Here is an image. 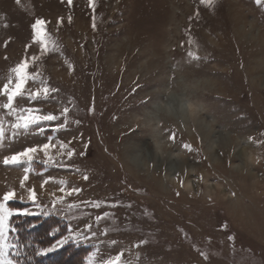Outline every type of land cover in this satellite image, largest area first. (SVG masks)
<instances>
[{
  "label": "rangeland",
  "instance_id": "rangeland-1",
  "mask_svg": "<svg viewBox=\"0 0 264 264\" xmlns=\"http://www.w3.org/2000/svg\"><path fill=\"white\" fill-rule=\"evenodd\" d=\"M26 59L12 108L0 93V203L58 236L28 261L264 264V0H0V89ZM23 110L57 118L16 128Z\"/></svg>",
  "mask_w": 264,
  "mask_h": 264
},
{
  "label": "snow or ice",
  "instance_id": "snow-or-ice-1",
  "mask_svg": "<svg viewBox=\"0 0 264 264\" xmlns=\"http://www.w3.org/2000/svg\"><path fill=\"white\" fill-rule=\"evenodd\" d=\"M69 4H71V0H68ZM92 2V0H90V3ZM202 3L211 6L213 3V0H201ZM62 22V21H61ZM46 24V21H43L41 19H37L35 21L34 24H32V29H33V39L34 41H38L40 46H41V51H46L47 50V44H48V37H47V33L44 32V25ZM93 27H95V25H93ZM189 56H193V58L198 59L199 57L194 56L193 53L189 52ZM32 59H36V57H32ZM29 67L28 64V60L26 59L25 61H22L21 63L17 64L15 68L12 69V72L15 74V83L14 85L10 88L9 85L12 84V78H9V82L6 83L3 87V89H0V93L6 94L7 95V100L8 103L2 105V107L4 108H12L13 105V101L14 98L17 96L22 95V90L23 87L26 83V81L29 78V73L27 71ZM55 92L57 91V89H48L47 87L43 88L42 90H38L37 93L33 94V98H35L36 96L40 95L41 92L43 94V96L47 97L49 92ZM13 111H15V109H13ZM25 112H27V115H21L18 116L17 118V123L14 125V127L16 128H24L27 129L29 127V125L37 123L40 120H54L57 117L49 114V115H45V116H35L31 114V110H23ZM65 113H67V109L64 110ZM3 135V131L2 129H0V136ZM170 139H174V134L170 137ZM61 147H67L64 144H61ZM185 148H189V145H184ZM49 149V145L48 144H44L43 146H38V147H33V148H29L26 149L23 152L20 153H16L11 157H5L4 159V163L6 165L8 164H17L19 163L22 159L27 158L28 160L32 159V153L37 152L38 150H43L45 151V154L47 155V150ZM68 155L71 156L72 152L69 151ZM27 171V170H26ZM25 179H27V176H25ZM85 179H87V177H85ZM23 185V181L21 182ZM45 183H47V181H45ZM59 183L63 184L65 183L64 181H60ZM43 187V185H41ZM61 191H64V189H60ZM31 192V198L33 200H35V192L33 190H29ZM72 192H76L79 191L78 189H72ZM69 195L71 194V192L68 193ZM15 193L14 191H10L5 193L3 200L4 201H8L10 199H12L14 197ZM59 199H63L62 197ZM99 205H97L98 207ZM14 214H21V215H28L30 213H28L26 210L24 212H20V213H14V211L12 209H9L6 207L5 203H0V264H12V262L10 260H6V259H2V257H4V252H3V248L6 246L5 245V241L7 239L6 236V232L8 229V221L9 218L11 216H13ZM97 219H100V217H97ZM71 237H65L62 240H58L56 242V244L52 245L51 248L45 249L44 251H53L57 246H62L63 244L67 243L68 240ZM120 261V257L117 256L115 258V260H109L106 262V264H119ZM89 264H95V261L93 259H89Z\"/></svg>",
  "mask_w": 264,
  "mask_h": 264
},
{
  "label": "trees",
  "instance_id": "trees-1",
  "mask_svg": "<svg viewBox=\"0 0 264 264\" xmlns=\"http://www.w3.org/2000/svg\"><path fill=\"white\" fill-rule=\"evenodd\" d=\"M10 221L11 222H10L9 237L12 240L13 246L16 247V249L14 250L15 255H12L14 258V262H16V264H32L31 260L28 261L29 255L27 254V251L23 253V251L25 250L24 248H27L28 245L26 244L27 243L26 239L30 238L33 240V238H35L36 240H38V243H36V245L40 247H45L48 246L50 243H52L58 237L57 235H53L49 233L50 223L47 220L41 218H35L34 216H30V215H23L20 218L17 216H12ZM83 253H84L83 250L80 249L71 250L68 247V245H66L60 250H58L54 254V256L57 257V260L59 261L58 264H61L60 263L61 261H63L62 262L63 264H66L68 262L74 264L72 262L73 260L72 257L81 258V254ZM19 254L21 257H23V259L19 257ZM53 263L57 264L56 260L50 262V264ZM77 264L79 263L77 262Z\"/></svg>",
  "mask_w": 264,
  "mask_h": 264
},
{
  "label": "bare ground",
  "instance_id": "bare-ground-1",
  "mask_svg": "<svg viewBox=\"0 0 264 264\" xmlns=\"http://www.w3.org/2000/svg\"><path fill=\"white\" fill-rule=\"evenodd\" d=\"M241 28V27H240Z\"/></svg>",
  "mask_w": 264,
  "mask_h": 264
}]
</instances>
